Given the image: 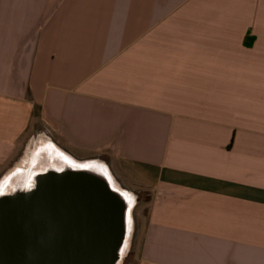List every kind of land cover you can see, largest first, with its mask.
Returning a JSON list of instances; mask_svg holds the SVG:
<instances>
[{
    "label": "crops",
    "instance_id": "1",
    "mask_svg": "<svg viewBox=\"0 0 264 264\" xmlns=\"http://www.w3.org/2000/svg\"><path fill=\"white\" fill-rule=\"evenodd\" d=\"M34 117L149 193L137 264H264V0H0V176Z\"/></svg>",
    "mask_w": 264,
    "mask_h": 264
},
{
    "label": "water",
    "instance_id": "2",
    "mask_svg": "<svg viewBox=\"0 0 264 264\" xmlns=\"http://www.w3.org/2000/svg\"><path fill=\"white\" fill-rule=\"evenodd\" d=\"M0 185V264H119L133 200L97 165L56 148Z\"/></svg>",
    "mask_w": 264,
    "mask_h": 264
},
{
    "label": "rangeland",
    "instance_id": "3",
    "mask_svg": "<svg viewBox=\"0 0 264 264\" xmlns=\"http://www.w3.org/2000/svg\"><path fill=\"white\" fill-rule=\"evenodd\" d=\"M34 114H36L35 111H34ZM31 122H32L31 128L27 129L23 134H21V136L17 140V151L15 155V160L9 164V168L7 172H5V174L0 176V185H1L2 180L6 176H8L12 171H14L17 168H21L24 165H27L32 161V158L34 157L35 152H36L35 143L39 137H42V136L45 137L52 144V145L42 144L39 146V148H43L44 146H49L51 148H58L59 150L64 152L63 148L55 144L53 139L49 138L48 134L44 131L41 124L37 123V120L35 117L32 119ZM69 157L72 160L79 162V163H85V164H90V165H97L96 163H100L99 160L92 159V158L89 160L81 161V160L74 159L72 156H69ZM107 173L111 176L109 171H107ZM129 193H130L129 196H131L133 200V205L131 208V216H130V236H129L127 248L125 249L124 256L120 264H137L136 249H137L138 235H139V230L141 227L142 218L145 213L146 205L149 199V193L146 191L136 190L135 192L129 191Z\"/></svg>",
    "mask_w": 264,
    "mask_h": 264
},
{
    "label": "bare ground",
    "instance_id": "4",
    "mask_svg": "<svg viewBox=\"0 0 264 264\" xmlns=\"http://www.w3.org/2000/svg\"><path fill=\"white\" fill-rule=\"evenodd\" d=\"M42 144H45V145H52L45 137H39L35 143V151L36 150H39V146L42 145ZM60 153H62L64 156H66L68 159H71L67 154H65L64 152H62L61 150H59L58 148H56ZM33 157V156H32ZM34 159V157L32 158V160ZM72 160V159H71ZM74 161V160H72ZM76 162V161H75ZM100 168L106 170V172L108 171L107 168L103 165V164H100V163H96ZM110 178L112 179V177L110 176ZM2 184V183H1ZM113 184L117 186V188L123 190L122 188H120L116 183L115 181L113 180ZM125 191V190H123ZM128 195H130V193L128 191H125ZM131 197V196H130ZM133 203V202H132ZM130 216H131V211L129 212V215H128V223H129V226H128V235H127V238H126V242H125V245H124V248L122 250V257H121V260L124 256V252H125V249L127 248V244H128V241H129V236H130ZM120 264V263H119Z\"/></svg>",
    "mask_w": 264,
    "mask_h": 264
},
{
    "label": "trees",
    "instance_id": "5",
    "mask_svg": "<svg viewBox=\"0 0 264 264\" xmlns=\"http://www.w3.org/2000/svg\"><path fill=\"white\" fill-rule=\"evenodd\" d=\"M148 201H149V199H148Z\"/></svg>",
    "mask_w": 264,
    "mask_h": 264
}]
</instances>
